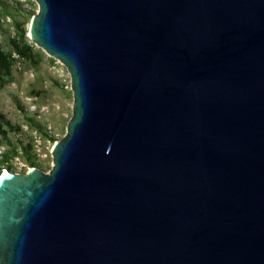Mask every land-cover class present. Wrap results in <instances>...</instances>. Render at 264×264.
Returning a JSON list of instances; mask_svg holds the SVG:
<instances>
[{"label": "water", "instance_id": "obj_1", "mask_svg": "<svg viewBox=\"0 0 264 264\" xmlns=\"http://www.w3.org/2000/svg\"><path fill=\"white\" fill-rule=\"evenodd\" d=\"M33 1L72 114L0 174V264H264V0Z\"/></svg>", "mask_w": 264, "mask_h": 264}, {"label": "rangeland", "instance_id": "obj_2", "mask_svg": "<svg viewBox=\"0 0 264 264\" xmlns=\"http://www.w3.org/2000/svg\"><path fill=\"white\" fill-rule=\"evenodd\" d=\"M33 0H0V49L12 58L0 73V170L51 167L50 149L72 114L65 67L28 37Z\"/></svg>", "mask_w": 264, "mask_h": 264}, {"label": "trees", "instance_id": "obj_3", "mask_svg": "<svg viewBox=\"0 0 264 264\" xmlns=\"http://www.w3.org/2000/svg\"><path fill=\"white\" fill-rule=\"evenodd\" d=\"M11 62H12V58H10L8 54H6L4 51L0 49V73L5 72L8 66L11 64Z\"/></svg>", "mask_w": 264, "mask_h": 264}, {"label": "bare ground", "instance_id": "obj_4", "mask_svg": "<svg viewBox=\"0 0 264 264\" xmlns=\"http://www.w3.org/2000/svg\"><path fill=\"white\" fill-rule=\"evenodd\" d=\"M6 172H7V170L6 169H3V170H1L0 174H4Z\"/></svg>", "mask_w": 264, "mask_h": 264}]
</instances>
